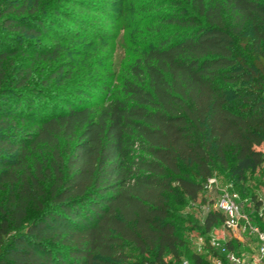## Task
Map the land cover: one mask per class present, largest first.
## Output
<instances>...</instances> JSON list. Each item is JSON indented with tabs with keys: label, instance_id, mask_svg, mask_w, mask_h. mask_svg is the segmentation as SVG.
Wrapping results in <instances>:
<instances>
[{
	"label": "trees",
	"instance_id": "16d2710c",
	"mask_svg": "<svg viewBox=\"0 0 264 264\" xmlns=\"http://www.w3.org/2000/svg\"><path fill=\"white\" fill-rule=\"evenodd\" d=\"M93 1L0 0V264H210L223 213L208 206L205 255L184 259L187 221L173 208L196 202L213 172L235 185L264 162V0L137 1L128 39L147 43L130 78L70 99L57 87L81 60L59 40L88 33L73 11ZM245 203L262 228L259 203Z\"/></svg>",
	"mask_w": 264,
	"mask_h": 264
},
{
	"label": "rangeland",
	"instance_id": "374dc122",
	"mask_svg": "<svg viewBox=\"0 0 264 264\" xmlns=\"http://www.w3.org/2000/svg\"><path fill=\"white\" fill-rule=\"evenodd\" d=\"M137 1L140 0H94V10L92 8L91 10L73 11L78 12L79 19L89 28L86 29L88 33L83 36L80 29L72 26L73 33H77V35L68 37L71 39L59 40L65 49L70 51L69 57L81 60V64L77 66L71 81L66 82L60 88L57 87L58 90L66 91L70 99H74L75 91H80L83 96L85 93L96 96V93L101 91L100 87L97 86L101 82H106L115 90L119 86V79L130 78L127 64L132 56L137 55L142 46L147 43V40L128 39V35L133 31L128 30L126 26L129 20L136 22L137 18L129 17L126 12ZM235 48L246 62L250 61L251 55L248 48H245L238 40H235ZM262 49L264 50V43ZM86 71L90 74L88 75ZM88 79L94 81L91 82ZM51 87L53 86L51 85ZM90 102L96 105L100 104L97 97L89 98ZM59 143L61 149L66 145L65 140L61 137H59ZM259 149L264 153V146H260ZM212 177L216 180L214 189L200 193L196 202L186 201L183 205L173 208L178 216L187 221L184 224V229H186L184 237L187 241L183 250L182 257L184 259H188L190 254L195 252L205 255L202 244L206 235L200 233L205 210L202 208L203 205L200 201L211 198L214 200L218 195L226 192L235 194L239 201L251 200L252 204L259 203L260 209H264V162L253 173L246 172L244 179L241 182L236 181L235 185L230 182L225 172H213ZM250 205L243 204L242 210L244 211L243 207L249 210ZM208 236L224 240L230 237L228 231L222 227L214 228ZM238 243H240L241 252L247 254L246 250H248L249 254L252 253L248 255L251 264H264V260L258 261L255 258L254 243H251L249 239L238 241ZM126 252L131 258L136 256V251L131 247L126 248ZM205 258L210 261L206 255ZM165 260L170 263L173 262L169 255H165Z\"/></svg>",
	"mask_w": 264,
	"mask_h": 264
},
{
	"label": "built area",
	"instance_id": "2783aa9c",
	"mask_svg": "<svg viewBox=\"0 0 264 264\" xmlns=\"http://www.w3.org/2000/svg\"><path fill=\"white\" fill-rule=\"evenodd\" d=\"M216 187V180L213 177L207 178L203 184L204 191H211ZM244 201H239L235 194L223 192L212 201L206 204L203 209L206 211L208 206L223 213V227L229 236L236 241L253 239L255 258L258 261L264 260V214L262 209L257 211L263 227L251 222L248 212L242 210ZM224 239L209 236V247L215 250L216 255L210 256V264H251L250 256L243 252L235 253L228 249ZM183 264H186L183 261Z\"/></svg>",
	"mask_w": 264,
	"mask_h": 264
}]
</instances>
